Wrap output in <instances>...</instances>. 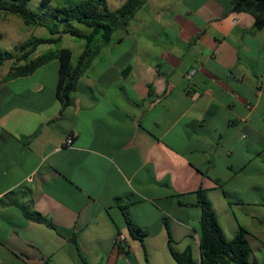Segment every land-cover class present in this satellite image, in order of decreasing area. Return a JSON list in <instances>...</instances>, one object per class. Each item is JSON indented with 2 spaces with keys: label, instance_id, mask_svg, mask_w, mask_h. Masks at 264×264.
Instances as JSON below:
<instances>
[{
  "label": "crops",
  "instance_id": "crops-1",
  "mask_svg": "<svg viewBox=\"0 0 264 264\" xmlns=\"http://www.w3.org/2000/svg\"><path fill=\"white\" fill-rule=\"evenodd\" d=\"M255 24L232 0H147L68 106L57 59L2 80L0 264H177L166 217L176 247L199 257L200 187L226 237L245 228L264 264V26ZM121 204L147 230L143 242Z\"/></svg>",
  "mask_w": 264,
  "mask_h": 264
},
{
  "label": "trees",
  "instance_id": "trees-1",
  "mask_svg": "<svg viewBox=\"0 0 264 264\" xmlns=\"http://www.w3.org/2000/svg\"><path fill=\"white\" fill-rule=\"evenodd\" d=\"M31 1L0 0V12L17 15L28 26L46 27L51 36H31L16 46L14 50L0 48V67L9 60L14 61V65L4 77V80H8L30 75L46 63L57 59L59 61L57 96L63 107L72 103L73 93L77 89L80 76L103 46L111 41L114 31L120 26H127L147 2V0H125L122 5L112 9L108 0H74L62 6H53L51 4L53 0H41L38 5L39 10H33L29 6ZM232 10L254 14L257 30L264 26V0H232ZM74 22L85 25L87 29L76 27ZM65 33L85 40L84 50L78 56L75 64L72 62L73 51L69 47L61 46ZM2 36L0 33V40ZM41 44H54L55 49L35 56L34 54ZM129 70L130 67L125 69L124 73ZM151 91H153L152 87ZM196 194L195 205L202 209L199 257L194 255L192 246H188L184 250H179L176 247L168 218H165L168 246L177 264H260L253 257L252 247L246 235L247 230L242 228L233 238L228 239L213 209L207 189L200 187ZM117 200L122 203L121 199ZM180 203L194 204L183 201ZM120 207L131 235L143 242L148 234L147 230L132 219L128 209L129 205L121 204ZM25 214L29 218L44 221L38 214L27 211ZM46 223L57 229L53 222ZM71 239L76 243L77 233H74Z\"/></svg>",
  "mask_w": 264,
  "mask_h": 264
},
{
  "label": "rangeland",
  "instance_id": "rangeland-1",
  "mask_svg": "<svg viewBox=\"0 0 264 264\" xmlns=\"http://www.w3.org/2000/svg\"><path fill=\"white\" fill-rule=\"evenodd\" d=\"M108 1L110 4V7L112 9H115L114 5L116 1L114 0H108ZM123 1L124 0L122 1L120 0L119 2H123ZM52 4L54 6L63 5V3L60 2V0H55L52 2ZM38 5H39V0H32L29 6L33 10H39ZM74 25L80 29L81 28L84 30L87 29L85 25L79 22H74ZM0 33H2L3 35L2 39L0 40V48L6 49V50H14L16 46H18L19 44H21L23 41L27 40L31 36H45V37L51 36L49 30L46 27L28 26L23 22V20L19 16L14 15V14H9L6 12H0ZM84 44H85V40L72 36L69 33L63 35L62 43H61L62 46L71 47L73 51L75 52V57L73 58L74 64L77 61L76 55L84 47ZM50 45L51 44L39 45L35 54L45 50ZM12 65H14V61L9 60L0 67V82L4 80V77L6 76L8 71L11 69Z\"/></svg>",
  "mask_w": 264,
  "mask_h": 264
},
{
  "label": "built area",
  "instance_id": "built-area-1",
  "mask_svg": "<svg viewBox=\"0 0 264 264\" xmlns=\"http://www.w3.org/2000/svg\"><path fill=\"white\" fill-rule=\"evenodd\" d=\"M194 72H195V70H193V71L191 72V75H192ZM191 75H190V76H191ZM65 144H66L67 146H72V145L74 144V138H73L72 135H69V136L67 137V139H66V141H65ZM119 240H120V241H124V237H123V236H120V237H119Z\"/></svg>",
  "mask_w": 264,
  "mask_h": 264
}]
</instances>
